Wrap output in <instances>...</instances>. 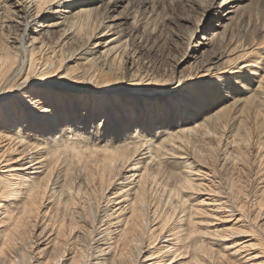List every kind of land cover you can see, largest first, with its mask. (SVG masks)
<instances>
[{"label": "bare ground", "instance_id": "obj_1", "mask_svg": "<svg viewBox=\"0 0 264 264\" xmlns=\"http://www.w3.org/2000/svg\"><path fill=\"white\" fill-rule=\"evenodd\" d=\"M95 4L22 2L25 32L59 33L41 60L0 3V264H264V181L249 188L264 172V75L222 95L232 25L205 39L226 43L206 85L126 75L135 62L103 39ZM242 64L241 80L260 65Z\"/></svg>", "mask_w": 264, "mask_h": 264}, {"label": "rangeland", "instance_id": "obj_2", "mask_svg": "<svg viewBox=\"0 0 264 264\" xmlns=\"http://www.w3.org/2000/svg\"><path fill=\"white\" fill-rule=\"evenodd\" d=\"M23 1L25 0H0L1 5L4 4L5 7L10 8V13L13 12V22L11 24L9 22L12 28H10L8 35L18 42H22L25 47L30 46L37 49L39 43L43 42L45 48L39 56L42 60L48 56L51 44L56 43L59 33L54 30L47 31L46 27L40 28L37 27L38 25L36 26V24L32 23L30 25L31 28H28L25 32V22L22 14ZM88 1L96 3L93 6L96 8V13L106 14L109 18L104 21V25H109L110 29L104 32L108 33H106L103 39L106 38L105 40L107 41L119 36L121 38L120 42L124 43L125 59L135 62L133 63L135 66L130 67L131 70L126 75H129L131 72L135 74L142 73L143 75L147 73L156 77L172 79L171 81L180 79L182 82L189 80V78L193 79L194 76L199 74L205 75L199 81L202 85H206L203 79H208L211 73L209 70L208 73L203 74L204 65L211 62L216 63L211 58V54L215 50H218L222 43L214 39L208 46H203V44L207 43L205 39H211L213 31L219 30L220 26L229 24L232 25L233 37L228 46H225V42L222 44L226 48L225 54H222V61L228 59L227 61H230V63H227V65L234 64L231 67L234 70V74L232 75L237 77V79L236 82L235 79L233 81L230 80L229 88L231 90H226V94L223 93L222 95H225L224 98H226L229 96V92H231V94L240 95V98H243L245 95H241L239 92L243 90V85L245 88L251 87L254 89L260 81L262 86L264 85L262 83L264 80H260L264 75V0ZM52 22L47 19L46 21H41L39 24L46 26ZM2 31L7 33V30L4 28ZM34 31H39V34H36ZM227 49L229 50L227 51ZM252 51L258 53H253ZM254 57L260 63V65L258 64L259 67L257 65L254 66L257 67V73L255 72V74L252 71L253 73L249 74V76H244L246 78L251 77L250 80H241L240 77H243L251 67V63H242L247 60L251 61ZM82 63L80 60L79 62L73 60V62L69 63L68 66L75 67V71L71 72L73 76H76V74H79L83 70ZM216 66L217 64L215 66L212 65L211 68ZM242 67L246 70H240ZM104 73L107 72L105 71ZM121 76H125L123 70L122 75L121 73L118 75L119 78ZM108 78H110L109 80H113V76L109 77V74H104L103 79ZM237 87L240 90H234ZM220 93L218 94L220 95ZM259 173L253 177L249 184L251 191L263 185L264 172L260 171ZM203 199H210V196L205 195ZM245 239L247 238L242 240Z\"/></svg>", "mask_w": 264, "mask_h": 264}, {"label": "snow or ice", "instance_id": "obj_3", "mask_svg": "<svg viewBox=\"0 0 264 264\" xmlns=\"http://www.w3.org/2000/svg\"><path fill=\"white\" fill-rule=\"evenodd\" d=\"M52 3H53V6H55V0H52ZM64 7H67V5H64ZM225 86L228 87L229 85L226 84ZM50 171H51V170H50ZM186 183H187V181H186ZM241 210H243V209H241ZM253 247H255V245H253Z\"/></svg>", "mask_w": 264, "mask_h": 264}]
</instances>
